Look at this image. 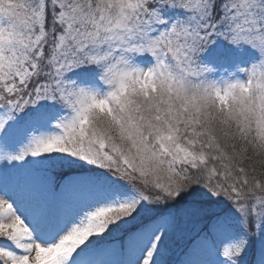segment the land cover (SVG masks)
Listing matches in <instances>:
<instances>
[{"label": "snow or ice", "instance_id": "snow-or-ice-1", "mask_svg": "<svg viewBox=\"0 0 264 264\" xmlns=\"http://www.w3.org/2000/svg\"><path fill=\"white\" fill-rule=\"evenodd\" d=\"M0 264H264V0H0Z\"/></svg>", "mask_w": 264, "mask_h": 264}]
</instances>
